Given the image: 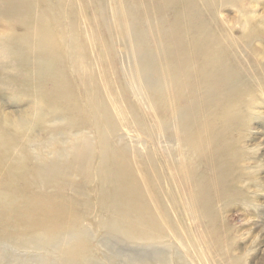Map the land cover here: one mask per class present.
Here are the masks:
<instances>
[{
    "label": "bare ground",
    "instance_id": "6f19581e",
    "mask_svg": "<svg viewBox=\"0 0 264 264\" xmlns=\"http://www.w3.org/2000/svg\"><path fill=\"white\" fill-rule=\"evenodd\" d=\"M224 1L0 0V264L249 263L264 0Z\"/></svg>",
    "mask_w": 264,
    "mask_h": 264
},
{
    "label": "rangeland",
    "instance_id": "374dc122",
    "mask_svg": "<svg viewBox=\"0 0 264 264\" xmlns=\"http://www.w3.org/2000/svg\"><path fill=\"white\" fill-rule=\"evenodd\" d=\"M222 3L223 4L220 3V6L218 5L219 6L218 16L222 18V21L227 22L228 27L234 28L239 20L237 4L233 0H227ZM263 12H264V8L262 9V7H259L258 14L261 15ZM8 23H9L8 18L0 14V32L5 33L4 31L6 29L7 31L9 30L10 25ZM235 30L236 28H234V31ZM227 31L229 30L227 29ZM231 31H233V29ZM6 103L7 105L4 106L6 112L17 111V109L19 110V108H17L16 105L12 106L11 102L8 103L6 101ZM257 131L258 132L260 131V133L253 131L254 133H256V135H253L254 136L253 139L249 141L250 143L249 145L252 146L251 149L252 148L256 149V151L252 152L251 165H254L253 162L255 161V158L261 156L260 159H262L261 162L263 164H262V169L260 170L259 173L261 174L260 176L264 178V128L261 126V129ZM262 180L264 181V179ZM87 193L88 196H90V199L92 200V208H90L91 218L97 219L99 217L100 212L95 208L94 204L96 203V200L99 199V192L90 188L87 190ZM240 209H241L240 206H236V207L233 206L230 207L229 211L224 214V216L226 217L225 228L226 230L228 229L233 232L232 234L233 242H235L236 244L235 247L239 251L246 252L249 249L252 250L253 248L255 251L256 249L257 252H251L250 256H248L247 258V262H249L248 264H264V211H261L262 213L259 214L250 213V215L248 216L249 223L242 225L240 224V219L243 217L239 215L240 214L239 212H241ZM247 232L249 233V235L247 237H242V235H244ZM221 239L222 238L219 236L217 238V242H221ZM220 247L221 244H217L216 241L213 242L211 252H213L212 254L214 256L215 253L220 250ZM102 250L105 251V248H102Z\"/></svg>",
    "mask_w": 264,
    "mask_h": 264
}]
</instances>
